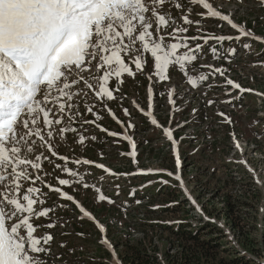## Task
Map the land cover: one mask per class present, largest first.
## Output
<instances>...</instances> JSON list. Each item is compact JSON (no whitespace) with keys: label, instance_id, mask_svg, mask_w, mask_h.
<instances>
[{"label":"rangeland","instance_id":"rangeland-1","mask_svg":"<svg viewBox=\"0 0 264 264\" xmlns=\"http://www.w3.org/2000/svg\"><path fill=\"white\" fill-rule=\"evenodd\" d=\"M216 2L225 13L232 14V19L237 24H243L256 36L264 37V6L260 0ZM202 12L205 10L201 6L193 7L190 17L200 20L201 29L213 30L220 35L238 34L237 30L216 18L197 16V13ZM173 15H178L177 10L173 9ZM249 23H253V27H249ZM189 27L187 35L197 33V26ZM242 40L227 41L231 43H225L226 46L219 49L221 53L217 56L209 50L205 51V55L198 53L196 65L189 66V74H208L207 65L225 66V71L230 72L228 75H235V78L239 76L246 82H242L246 87L256 88L251 89L253 92L246 97L235 94L239 90L233 88L229 103L224 92L228 88L218 75H209V79L198 85V89H193L179 71L172 72L167 82H156L158 112L161 118H167V122L171 104L167 101L166 90L173 85H178L180 90L178 99L181 104L174 116L179 122L178 128L184 125L183 131H179L181 137L178 139L180 156L177 163L182 162L180 171L174 168L171 148L160 129L146 124V120L130 104L128 94L139 99L142 98V91L144 94V83L140 85L143 74L140 73L134 79L123 77L126 79L121 86L123 92L116 94L124 96L123 100L108 102L125 120L127 126L134 125L128 126L127 134L137 143L135 149L132 146L127 147L122 140L106 137L102 130L90 123L84 124L81 132L86 137L96 136L95 141L89 138L81 145L74 133H68L63 141H56L57 151L70 155L74 161L80 156H86L89 160H95V164H108L116 172L123 174L119 177L111 176L93 166L75 164L72 161L67 163V167L84 176L86 183L96 185L104 195L110 197L112 203L97 202L94 189H85L79 184L63 186L64 191L81 201L103 222L107 230L105 235L112 243V248L102 243V234L97 225L82 218L70 201L58 199L57 193H48L45 206L66 205L56 208L50 214L53 218H62L54 229L40 230L52 232L54 239L51 248L54 254L64 253L67 256L68 249L72 248L75 249L73 264H117V261L119 264H129L123 256L125 250L130 252V245L140 251L153 252L159 257L160 264H170L171 258L166 255L175 254L172 246L178 241L171 237L170 230H161L159 226L155 228L154 224L160 222L172 225L169 223L183 221L188 227L182 229L186 230L182 233L190 232L198 241L207 244H219V247L209 246L223 261L222 264H229L235 255L264 263V41L251 38ZM244 43H250L251 47L245 49ZM231 48L236 49V55L229 51ZM84 92L87 93L86 97L82 94L75 99L80 102L79 111L83 118H94L93 114L85 112L87 105H94L95 112L101 117L98 122L111 129H118L93 93L86 88ZM209 100L213 103L209 104ZM123 108H127L130 115L126 116ZM224 112L225 115L221 116L220 113ZM133 150L139 154L136 161L128 158V153ZM53 163L63 162L53 159ZM138 167L164 170L167 173L137 178L125 177ZM45 168L53 172V177L73 179L54 170L50 164L46 163ZM169 173L180 175L183 185L175 175ZM49 182L57 184L54 178H50ZM144 186L149 187L147 192H141L139 200L130 201V194ZM43 190L48 191L45 188ZM227 195L231 196L235 207V220L239 225L237 227H233L226 216ZM193 200L196 206L192 204ZM36 222L47 223V219L41 218ZM205 223L209 226L205 227ZM173 230L178 229L174 227ZM62 232L65 234L62 235ZM62 241L67 242L66 248L60 247ZM192 243V239L187 238L186 244ZM154 245L158 246L155 251ZM215 261L219 260L208 258L204 264H217ZM55 263L61 264V261L55 260Z\"/></svg>","mask_w":264,"mask_h":264},{"label":"snow or ice","instance_id":"snow-or-ice-1","mask_svg":"<svg viewBox=\"0 0 264 264\" xmlns=\"http://www.w3.org/2000/svg\"><path fill=\"white\" fill-rule=\"evenodd\" d=\"M260 3L264 6V0ZM193 6L205 10L198 15L226 21L238 34H203L206 30L199 27L200 20L190 18ZM173 9L178 15H173ZM193 25L200 34L189 36V26ZM242 38L264 41V37L237 24L231 13L220 11L211 0H0V264H49L50 259L53 264L55 260L73 264L75 249L69 248L67 256L54 254L52 232L40 231L54 229L62 218L50 214L58 207H66L45 206L48 193L44 188L58 193V199L73 201L82 218L97 224L102 243L112 248L105 235V225L63 187L79 184L94 189L97 202L112 203L100 188L86 183L82 174L67 167L71 158L57 151L56 141H63L68 133L76 134L81 145L89 138L95 141L96 136L86 137L81 132L84 124H94L108 132L98 123L101 117L94 105L85 107L86 113L94 115L92 120H85L79 111L80 102L75 98L82 94L86 97L85 88L116 118L108 102L125 98L116 95L124 76L134 79L143 73L150 81L167 82L172 72L179 71L195 87L207 81L209 75H224L222 67L213 65L206 66L210 70L208 74H189V65L199 58L197 54L210 41L221 43ZM243 47L249 49L251 44L244 43ZM209 51L216 54L218 49L211 47ZM229 51L235 53L236 49ZM110 78H114L111 84ZM225 82L241 92L252 91L231 79ZM148 91L151 101L152 84ZM167 94L169 103L175 105L176 87L168 89ZM133 104L145 112L135 99ZM122 111L130 115L127 108ZM145 114L152 117L153 125H158L153 113ZM158 126L175 145L172 129ZM123 135L132 142V137ZM132 147L135 149V143ZM128 155L135 156V152ZM53 158L63 163L54 164ZM46 163L73 179L53 177V172L45 168ZM74 163L95 162L76 159ZM95 166L112 172L104 164ZM169 175H175L183 185L180 175ZM50 178L57 184L50 183ZM41 218L47 219V223L36 222ZM60 247L66 248L67 242L62 241Z\"/></svg>","mask_w":264,"mask_h":264},{"label":"trees","instance_id":"trees-1","mask_svg":"<svg viewBox=\"0 0 264 264\" xmlns=\"http://www.w3.org/2000/svg\"><path fill=\"white\" fill-rule=\"evenodd\" d=\"M227 204V212L226 216L229 219V221L233 224V227L239 226L236 223V216H235V207L233 206L231 202V196L226 197L225 199ZM159 226L161 230H170V234L172 238H175L178 243L173 244V252L175 254H169L167 253L166 256L168 258H171V261H169L170 264H204L207 262L208 258H212L213 260H219L215 261L217 264H222L223 261L218 258L217 254L212 250L213 247H219L216 242L214 244H207L203 241H198V238H195V236L190 232H184L187 229L188 225H185V223L182 221L180 223H173L172 225L156 222L154 224V227L157 228ZM205 227H208L209 225L204 224ZM174 227L178 230H173ZM211 228L213 225L210 226ZM173 230V231H172ZM187 235V236H186ZM187 238L192 239L193 243L187 245ZM198 242V244H197ZM178 246V247H177ZM155 250H157L158 246H153ZM134 248V249H132ZM128 245V250L130 252H126L123 256L124 260L128 262L129 264H160L159 257L156 256L153 252L148 251H140L136 247ZM176 248V249H175ZM203 261V263H201ZM229 264H264V263H257V261L251 260L249 258L235 255Z\"/></svg>","mask_w":264,"mask_h":264}]
</instances>
